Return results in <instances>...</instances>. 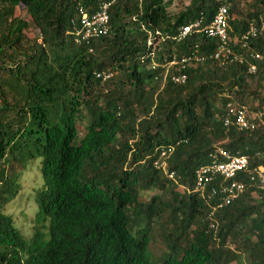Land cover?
Here are the masks:
<instances>
[{
    "label": "trees",
    "instance_id": "trees-1",
    "mask_svg": "<svg viewBox=\"0 0 264 264\" xmlns=\"http://www.w3.org/2000/svg\"><path fill=\"white\" fill-rule=\"evenodd\" d=\"M172 1L114 0L107 33L77 45L69 28L96 0H0V264H235L245 252L246 264H264L256 183L238 175L244 188L215 212L214 228L191 191L194 170L216 143L247 154L250 166L264 164L263 126L249 132L222 123L229 101L264 103V68L249 73L244 64L206 60L185 68L184 83L161 86L147 44L148 33L163 37L153 49L158 63L194 43L214 49L216 40L196 30L176 41L179 26L195 18L205 26L226 5L229 35H238L264 17V0H188L171 12ZM18 5L38 31L32 36L14 15ZM252 46L264 55V30ZM112 67L124 77L93 75ZM111 81L104 91L94 86ZM81 109L87 120L78 134ZM165 147L173 179L152 164ZM36 157L41 186L26 239L1 210L18 190L6 164ZM151 188L158 193L139 199ZM152 239L163 245L159 256Z\"/></svg>",
    "mask_w": 264,
    "mask_h": 264
},
{
    "label": "built area",
    "instance_id": "built-area-1",
    "mask_svg": "<svg viewBox=\"0 0 264 264\" xmlns=\"http://www.w3.org/2000/svg\"><path fill=\"white\" fill-rule=\"evenodd\" d=\"M114 0H96L94 9L82 11L76 22L69 28L75 44L88 43L89 40L103 36L108 30V9ZM78 11L80 9L78 8ZM229 11L226 5L217 7L210 21L201 25L195 18L178 28V41L196 30L203 35L216 40L214 49L200 51L198 44L194 43L184 53L172 52L166 61L158 63L153 59L155 45L163 39L159 34L157 38L148 33L147 44L151 45L149 52V67H162L160 72L161 86L168 79L174 84H182L186 80L185 68L196 66L206 60L214 62L219 67L230 64H244L246 71L255 73L259 67L264 68V55L255 50L252 41L264 30V17H259L258 22H249L246 28L238 35H229ZM91 49L89 48V51ZM174 70V71H172ZM112 75L111 70L95 72V76L107 79ZM222 123L226 126L233 125L244 131H253L258 126L264 127V103L249 107L245 104L229 101L224 107ZM172 152L171 147L161 149L152 161L154 168L166 172V159ZM244 174L248 180L255 182L264 194V164L249 165L248 155L233 153L219 144H214L210 161L196 167L193 173V186L191 191L196 194L205 208V218L209 228L216 224L215 212L235 199L244 188ZM166 175L173 179L172 171Z\"/></svg>",
    "mask_w": 264,
    "mask_h": 264
},
{
    "label": "rangeland",
    "instance_id": "rangeland-1",
    "mask_svg": "<svg viewBox=\"0 0 264 264\" xmlns=\"http://www.w3.org/2000/svg\"><path fill=\"white\" fill-rule=\"evenodd\" d=\"M188 2V0H173L172 3L168 6V10L171 12L178 11L180 9H183V6ZM14 15L25 19L28 23L27 27L25 28V32L27 35H33L37 33V29L33 26V23L29 17V15L26 13L22 5H18L14 9ZM40 40V37L37 39ZM97 55V52H96ZM126 63H124L125 65ZM111 67V66H107ZM113 68V67H112ZM111 71H113V77L116 78H123V74L120 73V71L114 67L113 69L110 68ZM115 75V76H114ZM113 82H100L98 84H95L94 86L96 88H99L100 91H104V87L112 86ZM128 85H126V88ZM261 92H264V84L262 85ZM235 102V101H234ZM255 104H258L256 100H247L246 104L249 107L254 106ZM81 112L83 114L82 120H78L76 123L78 134L84 133V124L87 120V113L84 109H81ZM39 157L31 158L26 160L25 165L23 166L18 159L11 160L8 164H6V168L8 173H17V192L15 195L2 207V212L10 215L12 217V221L14 226L19 230V232L26 238H30L36 221L34 220V215L36 212V203L34 200V193L35 191L41 186V176L39 173ZM158 193V190L155 188H151L146 191H141L139 195V199L141 200H147L152 194ZM255 195V194H254ZM167 197H170L168 195H165ZM164 196V197H165ZM166 198V197H165ZM156 243H155V242ZM153 239L150 241V248L153 246L154 248L150 249L152 252L154 251V254L156 256H159L161 249L163 248V245L158 244L156 239ZM160 249V250H158ZM246 255L247 252L241 254V256L238 257V259L234 262L235 264H246ZM244 256V257H243Z\"/></svg>",
    "mask_w": 264,
    "mask_h": 264
},
{
    "label": "clouds",
    "instance_id": "clouds-1",
    "mask_svg": "<svg viewBox=\"0 0 264 264\" xmlns=\"http://www.w3.org/2000/svg\"><path fill=\"white\" fill-rule=\"evenodd\" d=\"M102 70H105V69H102ZM106 70H107V69H106ZM108 70H110V69H108ZM100 71H101V70H100ZM95 72H98V71H94V72H93L94 77L100 79L101 81H105V80L111 78V76H112V75H111V76H110L109 78H107V79H101V78L95 76ZM112 74H113V72H112Z\"/></svg>",
    "mask_w": 264,
    "mask_h": 264
}]
</instances>
